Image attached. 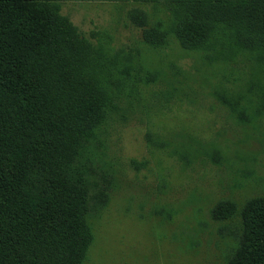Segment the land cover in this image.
<instances>
[{
	"label": "rangeland",
	"instance_id": "374dc122",
	"mask_svg": "<svg viewBox=\"0 0 264 264\" xmlns=\"http://www.w3.org/2000/svg\"><path fill=\"white\" fill-rule=\"evenodd\" d=\"M51 3L107 53L123 93L100 149L114 189L91 217L85 264H226L240 240L239 211L264 196V111L251 105L264 106V67L247 56L209 59L173 37L148 44L146 29L169 24L165 0ZM223 88L245 91L253 109L240 118L220 102ZM225 202L236 215L214 218Z\"/></svg>",
	"mask_w": 264,
	"mask_h": 264
},
{
	"label": "trees",
	"instance_id": "16d2710c",
	"mask_svg": "<svg viewBox=\"0 0 264 264\" xmlns=\"http://www.w3.org/2000/svg\"><path fill=\"white\" fill-rule=\"evenodd\" d=\"M165 1L169 24L146 29L148 44L173 37L209 59L247 56L264 67V0ZM59 10L51 0H0V264H85L91 217L114 189L100 149L123 93L107 53ZM218 92L240 118L251 105L264 111L245 91ZM237 212L225 202L213 215ZM239 212L240 240L226 264H264V196Z\"/></svg>",
	"mask_w": 264,
	"mask_h": 264
}]
</instances>
